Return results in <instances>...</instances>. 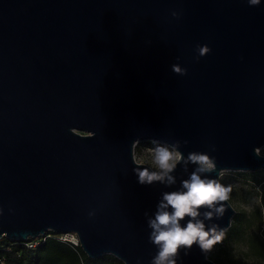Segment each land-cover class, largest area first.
I'll list each match as a JSON object with an SVG mask.
<instances>
[{
  "label": "water",
  "instance_id": "water-1",
  "mask_svg": "<svg viewBox=\"0 0 264 264\" xmlns=\"http://www.w3.org/2000/svg\"><path fill=\"white\" fill-rule=\"evenodd\" d=\"M142 141L208 153L216 180L264 168V0H0V238L73 232L89 258L151 264L148 219L196 165L141 185ZM224 204L198 218L226 230Z\"/></svg>",
  "mask_w": 264,
  "mask_h": 264
},
{
  "label": "clouds",
  "instance_id": "clouds-1",
  "mask_svg": "<svg viewBox=\"0 0 264 264\" xmlns=\"http://www.w3.org/2000/svg\"><path fill=\"white\" fill-rule=\"evenodd\" d=\"M248 3L250 6H258L261 0H248ZM210 51L206 45L199 48L201 56ZM173 71L184 74L186 70L174 65ZM152 152L155 170L143 168L136 172L141 185L154 182L167 186L175 184L172 173L181 162L185 165L191 162L196 168L188 179L182 181L181 190L163 193L154 218L148 219V227L151 229L149 241L158 248L151 264H177L179 251L183 249L187 255L193 245L205 254L210 252L214 245L222 242L226 230L219 229L215 224L206 227L204 220H212L214 215L217 218L223 216L226 210L224 202L230 198L232 185H223L203 175L215 171L217 167L216 158L206 152H190L186 159L176 145H157ZM254 152L257 156L261 155L260 148ZM201 208L209 209L204 213V220L198 218ZM186 217L187 222L182 224Z\"/></svg>",
  "mask_w": 264,
  "mask_h": 264
},
{
  "label": "rangeland",
  "instance_id": "rangeland-1",
  "mask_svg": "<svg viewBox=\"0 0 264 264\" xmlns=\"http://www.w3.org/2000/svg\"><path fill=\"white\" fill-rule=\"evenodd\" d=\"M153 141L134 146L136 161L155 170ZM165 146V145H163ZM264 154V146L260 147ZM218 181L232 185L229 202L235 210L222 242L208 252L216 264H264V168L255 171H223ZM114 264H123L108 254Z\"/></svg>",
  "mask_w": 264,
  "mask_h": 264
},
{
  "label": "trees",
  "instance_id": "trees-1",
  "mask_svg": "<svg viewBox=\"0 0 264 264\" xmlns=\"http://www.w3.org/2000/svg\"><path fill=\"white\" fill-rule=\"evenodd\" d=\"M7 241L9 240L5 237L0 238V242ZM15 250H20L19 256L6 254L15 264H114L108 254L99 258H89L79 244L73 245L54 236L45 238L33 250L19 249L18 246Z\"/></svg>",
  "mask_w": 264,
  "mask_h": 264
},
{
  "label": "built area",
  "instance_id": "built-area-1",
  "mask_svg": "<svg viewBox=\"0 0 264 264\" xmlns=\"http://www.w3.org/2000/svg\"><path fill=\"white\" fill-rule=\"evenodd\" d=\"M54 236L58 238L59 240L69 242L73 245H78V238L75 233L69 232V233H59L55 234L53 232H47L44 235H40L36 238H28L24 241H7V242H0V264H15L14 262L10 261L6 254H12L19 256L20 250L16 251L15 248L18 246L19 249H29L33 250L35 249L38 244L45 240V238Z\"/></svg>",
  "mask_w": 264,
  "mask_h": 264
}]
</instances>
